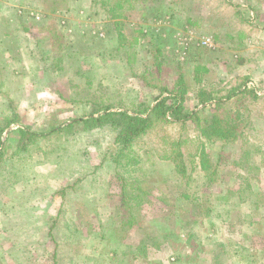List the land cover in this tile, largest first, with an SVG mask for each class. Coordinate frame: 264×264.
I'll return each mask as SVG.
<instances>
[{"label": "rangeland", "instance_id": "rangeland-1", "mask_svg": "<svg viewBox=\"0 0 264 264\" xmlns=\"http://www.w3.org/2000/svg\"><path fill=\"white\" fill-rule=\"evenodd\" d=\"M180 76L186 109L203 118L219 111L214 99L237 92L227 107L241 115L238 139L225 147L206 140L220 166L212 181L192 163L204 140L194 123L173 121L143 136L132 225L116 207L119 176L108 163L93 168L113 124L20 149L27 131H49L91 109L74 94L89 81L135 109L152 106ZM8 120L0 264H264V0H0V131ZM173 141L185 150L188 178L167 157ZM77 177L62 206L58 190ZM148 231L155 243L147 238L134 256Z\"/></svg>", "mask_w": 264, "mask_h": 264}, {"label": "trees", "instance_id": "trees-1", "mask_svg": "<svg viewBox=\"0 0 264 264\" xmlns=\"http://www.w3.org/2000/svg\"><path fill=\"white\" fill-rule=\"evenodd\" d=\"M116 22L118 23V21ZM122 36L123 34L121 32L119 37ZM142 36H144L143 33ZM154 47L157 55L159 56L161 49L160 46L154 44ZM162 63L163 60L156 63L159 72H161ZM93 84L94 83L92 81H89V83H87L82 90L75 89L74 91L76 98L75 102H90L91 109L82 115L73 117L69 122H62L54 125L49 131H27L26 137L22 138L19 142L20 149H30L31 145L38 143L37 140L41 137L48 138L58 134L60 138L64 137L65 141H69L72 136L76 135L77 130L81 127H90L91 129H94V127L104 123L113 124L116 131L110 141L109 148L107 149L108 151L106 150L104 153L102 151L100 154V163L94 165L93 168L98 169L104 163H108L113 171L119 176L121 192L120 200L122 203L116 207L120 210L119 217L125 225H132L137 217L134 213L135 207L130 203L132 197L131 194L142 188V156L135 149V145L143 136L148 134L155 127L165 125L173 121L180 122L182 124L188 122L194 123L199 130L200 136L203 137L204 140L199 143L200 147L198 148V153L191 155V157H193L192 163H194L195 166H199L209 180L213 181L216 175H219L220 166L212 160L210 153L206 151L205 142L206 140L210 141V143L220 141L222 147H225L238 139L237 127L241 115L237 109L227 107L230 99L237 96V92L235 90L232 94L227 95L225 98L214 99L213 105L218 108L219 111L213 113L211 116L203 118L200 115L201 110L188 111L186 109L184 105L186 88L182 76L179 77L173 87L164 86L163 92L156 98L152 106L144 101L140 103V105H137L138 107L135 109H129L128 107H125L124 103L115 101L111 99V97H108L110 94V90H108L109 86L107 87L97 84V87H95ZM80 95L84 96L85 99L78 98ZM202 102H206V100H203ZM9 123L10 121L8 120L7 125H5L0 131V162L4 160L3 157L5 154L3 149L4 142L2 141L1 133L6 130ZM172 145L175 147H172V152L169 153L167 157L171 159L174 164L175 174L188 178L187 167L185 164V150L180 148V141H173ZM80 180L81 178L77 177L74 179L73 183H69L58 190L62 198V206H64V204L68 201L69 190L73 189L75 187V182ZM186 197L188 196L186 195ZM192 200L197 203L199 201L197 198ZM205 206L206 213L210 214L211 208L208 207V205ZM61 210L59 213H61ZM157 223L159 224L161 221ZM156 233L160 234L158 228ZM156 233L155 235L154 231L146 233L144 239H142V243H139L136 247L138 250L134 251L133 255L137 256L139 252H145L146 247L148 248V246H146L147 238H153L154 241L152 242L155 243V240L158 237ZM194 236L195 235L193 234L188 236V243L193 249L196 248V239ZM120 247L121 245L117 246L116 249Z\"/></svg>", "mask_w": 264, "mask_h": 264}, {"label": "built area", "instance_id": "built-area-1", "mask_svg": "<svg viewBox=\"0 0 264 264\" xmlns=\"http://www.w3.org/2000/svg\"><path fill=\"white\" fill-rule=\"evenodd\" d=\"M29 15L34 17L36 20H42L44 18L42 13H40L38 11H34V10H30ZM64 23H65V21H64ZM204 43L207 45H212V43H209V40L208 41L206 40Z\"/></svg>", "mask_w": 264, "mask_h": 264}]
</instances>
